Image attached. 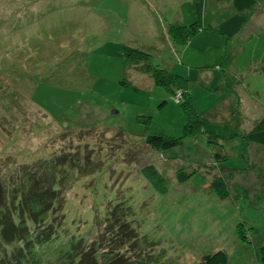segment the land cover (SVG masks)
Returning <instances> with one entry per match:
<instances>
[{
	"label": "rangeland",
	"instance_id": "1",
	"mask_svg": "<svg viewBox=\"0 0 264 264\" xmlns=\"http://www.w3.org/2000/svg\"><path fill=\"white\" fill-rule=\"evenodd\" d=\"M175 17L201 27L184 45L168 29ZM136 36L154 47L152 64L189 80L206 133L183 136L182 102L125 59ZM262 115L264 0H0V182L28 185L26 169L53 176L66 198L53 222L65 216L106 238V220L91 222L100 195L129 206L135 240L98 264L118 254L124 264H197L218 249L230 264H261L264 144L243 134ZM151 134L183 137L155 149ZM148 163L165 192L141 172ZM178 169L193 174L179 181ZM214 174L229 194L208 189Z\"/></svg>",
	"mask_w": 264,
	"mask_h": 264
},
{
	"label": "trees",
	"instance_id": "2",
	"mask_svg": "<svg viewBox=\"0 0 264 264\" xmlns=\"http://www.w3.org/2000/svg\"><path fill=\"white\" fill-rule=\"evenodd\" d=\"M200 28L198 23L190 25L173 23L168 29L176 43L184 45ZM138 38L133 39L135 41L132 44L124 45L125 59L132 66L140 65V70L148 74L155 85L165 87L173 94L180 92L179 102H182L186 113L183 136L196 135L202 131L206 133L202 126V118L190 96L189 80L172 70L152 64L150 59L155 52L154 47L144 45ZM221 59L220 67L227 69L231 58L226 45L223 47ZM141 117L144 116H137V119L150 121V116ZM243 136L249 143L264 144V115L257 119ZM182 137L151 134L146 137L145 142L151 148L166 149L180 144ZM225 157L223 155V158ZM140 170L158 192L166 191L165 177L156 165L148 163ZM232 171L233 169H230V173ZM87 173L89 172L84 174ZM25 174L24 176L30 179L28 185L26 180H22L24 182L18 186L11 187L3 182L5 189H2L3 185L0 182V264H98L105 253L113 251L111 246L119 252L121 247L135 240L137 232L128 220L131 215L127 210L129 206L104 195L100 196L105 197V208L103 211L99 210V215L94 216L91 222L95 228L100 227L101 219L104 218L106 220L104 227L109 238L104 237V231L102 236L84 233L77 225L69 224L65 216H61L58 222H53L58 203L62 199L66 200L60 193L59 181L54 180L53 176L42 181L41 176H36L27 169ZM192 174L193 172H184L183 169L175 172L179 181L189 179ZM209 187L217 190L220 196L229 194L228 180L221 174L213 175ZM12 244H16L18 248L13 249L10 247ZM259 256L261 264H264V245L259 248ZM107 259L106 264H124L120 260V254ZM197 264L230 263L227 253L218 249L204 254Z\"/></svg>",
	"mask_w": 264,
	"mask_h": 264
},
{
	"label": "crops",
	"instance_id": "3",
	"mask_svg": "<svg viewBox=\"0 0 264 264\" xmlns=\"http://www.w3.org/2000/svg\"><path fill=\"white\" fill-rule=\"evenodd\" d=\"M171 23H175V24H181L182 23V21H180V20H178L177 19V17H175L174 18V21H172ZM153 36L154 35H149V37L152 39L153 38ZM138 37H136V39H137ZM138 39H140V38H138ZM142 39H140V41H141ZM142 41H144V40H142ZM144 45H147V41H144ZM177 72H180V71H178V70H176ZM180 73H182V72H180ZM255 122V121H254Z\"/></svg>",
	"mask_w": 264,
	"mask_h": 264
},
{
	"label": "clouds",
	"instance_id": "4",
	"mask_svg": "<svg viewBox=\"0 0 264 264\" xmlns=\"http://www.w3.org/2000/svg\"><path fill=\"white\" fill-rule=\"evenodd\" d=\"M170 24H173V23H170ZM169 24V25H170ZM175 95L177 96V98H178V100L180 99V92H177V93H175ZM228 180V179H227ZM209 187V186H208ZM208 189H210V187L208 188Z\"/></svg>",
	"mask_w": 264,
	"mask_h": 264
}]
</instances>
